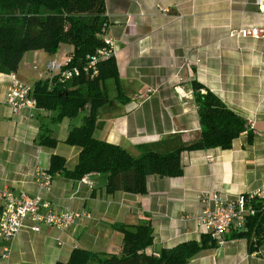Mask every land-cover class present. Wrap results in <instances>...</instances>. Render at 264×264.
<instances>
[{
	"label": "crops",
	"instance_id": "crops-1",
	"mask_svg": "<svg viewBox=\"0 0 264 264\" xmlns=\"http://www.w3.org/2000/svg\"><path fill=\"white\" fill-rule=\"evenodd\" d=\"M105 14V35L115 44L122 94L116 97L113 81H105L107 94L108 90L112 94L97 111L96 138L134 156L143 147L170 138L184 143L198 139L193 81L242 115L251 136L241 134L229 149L182 152V175H149L143 194L106 193V175L101 173L80 180L55 174L44 190L39 187L40 173H47L51 155L62 156L67 168L77 162L79 148L63 142L73 125L70 121L58 127L47 125L51 115L43 109L31 118L11 115L4 104L7 74L0 72V193L8 189L39 195L55 211L87 213L66 230L42 225L37 232L22 228L11 241L0 237V264L66 262L74 248L119 254L122 235L114 225L143 221L151 224V249L157 254L160 248L199 240L202 233L196 219L202 193L235 197L264 183V38L229 35L232 29L264 28V13L253 1L105 0ZM59 48L64 52L24 53L15 75L30 85L29 74L36 80L46 77L39 66L52 59L63 61L70 50L66 45ZM40 124L57 139L55 147L39 145ZM207 154L212 160L205 158ZM5 248H9L6 257ZM188 264H264V256L261 250L249 253L244 239L228 238L203 249Z\"/></svg>",
	"mask_w": 264,
	"mask_h": 264
},
{
	"label": "trees",
	"instance_id": "trees-1",
	"mask_svg": "<svg viewBox=\"0 0 264 264\" xmlns=\"http://www.w3.org/2000/svg\"><path fill=\"white\" fill-rule=\"evenodd\" d=\"M107 25L105 0H0V72H15L28 51L42 50L52 55L61 45L70 47L65 68H81L104 47ZM95 68V75L81 72L67 81H60L54 75L38 79L31 85L38 110L47 111L51 118H74L87 109L80 123L73 125L63 140L79 148L76 164L67 168L65 159L53 154L47 170L50 176L59 174L67 179L80 180L86 174L101 173L106 175V193L143 194L149 175H182V152L229 149L232 141L241 134L251 136L248 122L242 115L193 81V95L198 104V139L184 143L170 138L145 146L134 156L121 146L98 139L93 134L98 109L110 101L105 81H113L116 97L122 94L114 55L98 61ZM54 110L57 115L52 117ZM40 125L39 145L55 147L57 139ZM252 204L259 207L255 200ZM245 226L246 230H231L225 238H242L249 253L261 250L264 256V212L258 209L248 216ZM114 228L122 235L119 254L74 248L66 262L55 264H188L203 249L217 245L209 235L201 234L199 240L163 247L155 254L151 249L153 233L149 221L136 225L116 224Z\"/></svg>",
	"mask_w": 264,
	"mask_h": 264
},
{
	"label": "built area",
	"instance_id": "built-area-1",
	"mask_svg": "<svg viewBox=\"0 0 264 264\" xmlns=\"http://www.w3.org/2000/svg\"><path fill=\"white\" fill-rule=\"evenodd\" d=\"M259 12L264 13V0H252ZM161 11L167 9L159 7ZM233 37H250L254 39L264 38V28L262 27H242L232 29L229 32ZM104 47L97 50L95 55L90 57L87 64L78 67L65 68L69 58L63 61L55 59L48 60L44 64L41 76H58V80L67 81L81 72L96 74V63L106 59L115 53V44L111 38L104 35ZM7 85L5 91L4 104L8 107L11 115H26L32 117L38 112L35 98L32 95V86L22 82L14 72L7 74ZM207 160H212V156L207 154ZM42 181L39 187L48 190L51 176L41 172ZM0 237L3 240L11 241L15 234L22 228L28 227L32 231H39L42 225H48L59 230H66L75 224L87 213L71 210L55 211L47 199L39 195L33 197L24 193L14 194L6 189L0 193ZM253 200L259 202V207L255 208ZM201 211L196 219V224L202 234H207L217 245L225 242L226 234L231 230H246L245 222L248 216L253 215L258 209L264 212V183L260 184L249 193L239 194L229 197L221 192L207 191L200 195ZM26 222L29 225H26ZM6 257L9 248H5Z\"/></svg>",
	"mask_w": 264,
	"mask_h": 264
},
{
	"label": "rangeland",
	"instance_id": "rangeland-1",
	"mask_svg": "<svg viewBox=\"0 0 264 264\" xmlns=\"http://www.w3.org/2000/svg\"><path fill=\"white\" fill-rule=\"evenodd\" d=\"M57 52L61 53V52H64V51H63L62 48H59ZM64 54L66 55V53H64ZM39 68L40 69H42V68L44 69L43 63H42V65L39 66ZM26 80H27V78H26ZM35 80H36V76L34 74L33 75L32 74H29L28 82L31 83V84H33V82H35ZM108 82H110V80H108ZM108 94H109V97H110L111 94H112V91H109L108 90ZM84 114H85V112H82L78 116H75L74 118L64 117V118H62L60 120L49 117V118H47V125H53L54 127L55 126L58 127L59 125H68V122L69 121H70L71 125H78L80 123V119H81L82 115H84ZM52 115H53L52 117H55L57 115V111L54 110L52 112Z\"/></svg>",
	"mask_w": 264,
	"mask_h": 264
},
{
	"label": "water",
	"instance_id": "water-1",
	"mask_svg": "<svg viewBox=\"0 0 264 264\" xmlns=\"http://www.w3.org/2000/svg\"><path fill=\"white\" fill-rule=\"evenodd\" d=\"M201 113H203V111H201Z\"/></svg>",
	"mask_w": 264,
	"mask_h": 264
}]
</instances>
